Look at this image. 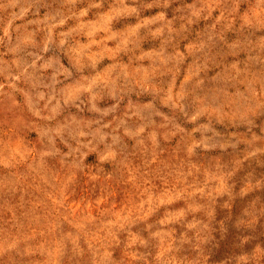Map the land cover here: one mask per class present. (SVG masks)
I'll return each mask as SVG.
<instances>
[{"label": "rangeland", "instance_id": "1", "mask_svg": "<svg viewBox=\"0 0 264 264\" xmlns=\"http://www.w3.org/2000/svg\"><path fill=\"white\" fill-rule=\"evenodd\" d=\"M0 264H264V0H0Z\"/></svg>", "mask_w": 264, "mask_h": 264}]
</instances>
